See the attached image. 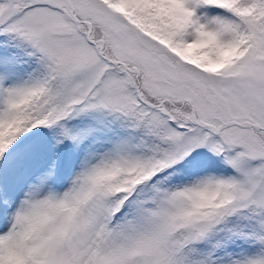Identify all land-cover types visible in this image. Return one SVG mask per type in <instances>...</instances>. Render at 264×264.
<instances>
[{
  "label": "snow or ice",
  "instance_id": "obj_1",
  "mask_svg": "<svg viewBox=\"0 0 264 264\" xmlns=\"http://www.w3.org/2000/svg\"><path fill=\"white\" fill-rule=\"evenodd\" d=\"M0 264H264V0H0Z\"/></svg>",
  "mask_w": 264,
  "mask_h": 264
}]
</instances>
